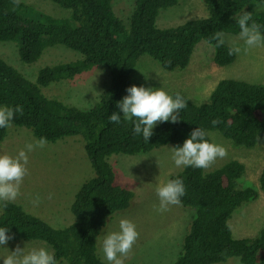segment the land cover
I'll list each match as a JSON object with an SVG mask.
<instances>
[{"label":"trees","instance_id":"1","mask_svg":"<svg viewBox=\"0 0 264 264\" xmlns=\"http://www.w3.org/2000/svg\"><path fill=\"white\" fill-rule=\"evenodd\" d=\"M65 10L54 16L46 9L36 10L21 4L13 11L12 0H0V42L19 45V59L24 64L37 63L50 47H65L78 57L72 61L45 63L36 71L35 80L9 65L0 57V106H23L13 126L30 130L36 139L48 143L76 138L84 147L95 176L84 183L71 206L74 222L61 229L26 212L22 205L1 202L0 227L14 236L12 243L43 241L53 251L58 264H106L100 255L105 232L115 231L110 220L130 208L134 193L117 184L109 162L111 156L146 155L161 147L182 146L196 128L218 131L235 147L254 148L264 142V85L244 80L223 79L209 98L196 103L181 91L188 105L180 119L158 123L146 142L136 135L131 122L110 121L113 113L132 86V75L139 60L149 55L163 70L174 72L188 67L195 47L205 41L214 50L218 67L233 64L226 43L215 47L210 38L216 31L239 35L236 15L251 13L264 25V0H201L207 9L204 18L189 19L176 27L160 29L157 18L162 10L183 4L184 0H132L129 16L115 11L116 0H42ZM264 32V29H262ZM94 68H104L112 75V84L102 92L91 109L81 110L43 92L51 83L72 81ZM43 90V92H42ZM219 124L213 125L212 121ZM7 129H0V145ZM245 167L232 160L207 172L184 167L170 180L182 179L186 195L182 207L195 211L190 230L173 264H217L239 258L242 264H264V227L254 238L236 240L229 221L235 211L258 196L252 187L241 188ZM264 192V168L260 176Z\"/></svg>","mask_w":264,"mask_h":264},{"label":"rangeland","instance_id":"2","mask_svg":"<svg viewBox=\"0 0 264 264\" xmlns=\"http://www.w3.org/2000/svg\"><path fill=\"white\" fill-rule=\"evenodd\" d=\"M22 1V0H21ZM26 5L46 9L54 16L66 15V11L49 1L23 0ZM132 0H116L115 11L126 19L129 16ZM207 9L201 0H184L183 4L162 10L157 19V27L166 29L176 27L189 19L204 18ZM126 17V18H125ZM178 24V25H175ZM226 44L237 43L243 46L239 36L225 35ZM19 45L14 42L0 43V57L25 73L30 80H35L36 71L45 63L75 60L78 53L62 46L50 47L41 59L34 64H24L18 55ZM214 48L206 42L197 45L191 62L184 70L167 72L149 55L143 56L133 78V85L146 88H163L169 95L181 91L196 103L206 101L217 83L223 79L244 80L264 85V47L251 50L247 55H237L235 62L226 67L215 65ZM112 84L111 73L104 68L91 69L74 80L51 83L42 92L51 99L81 110L91 109L99 100L102 92ZM173 92V93H172ZM128 93L125 94V96ZM124 96V97H125ZM123 114V112H122ZM212 143L224 146L228 155L217 159L208 170L222 167L230 160L241 161L245 165L246 175L241 185L252 183L259 190V177L264 165V142L255 149H240L223 138L218 131L210 133ZM36 140L33 133L26 128L14 127L7 130L6 137L0 145V154L15 157L29 143ZM170 146L161 147L146 155L111 156L109 162L115 173L117 184L134 193L129 209L116 214L109 222L119 231L121 219L132 221L139 232V239L132 248L124 264H173L180 253L184 236L190 230L193 212L180 205H170L165 212H159V198L156 188L166 184L170 177L180 172L172 160ZM29 156V175L21 187V195L14 202L22 205L24 210L34 215L53 228L61 229L74 222L71 206L75 196L84 183L95 176L84 147L76 138L61 139L56 143H47L44 148H36ZM51 194V199L49 195ZM39 195L41 202L34 206L32 201ZM1 202V201H0ZM234 214L230 225L233 236L253 237L264 227V193H259L256 200L242 205ZM194 210V209H193ZM104 239V238H103ZM101 241L98 242H102ZM27 250L44 247L52 252L51 247L43 241L12 243L0 248V258L15 251L16 247ZM103 261L109 263L103 251L98 252ZM3 264V259H0ZM66 264V263H61ZM217 264H242L239 258H230Z\"/></svg>","mask_w":264,"mask_h":264},{"label":"clouds","instance_id":"3","mask_svg":"<svg viewBox=\"0 0 264 264\" xmlns=\"http://www.w3.org/2000/svg\"><path fill=\"white\" fill-rule=\"evenodd\" d=\"M12 3L13 11H15L16 8L20 6L21 0H12ZM252 16L253 15L248 12H243L242 14L236 15V23L240 29L239 35L237 36H239V40L243 41V46L237 43H233L228 48L229 56L241 54L247 55L251 50L255 48L264 47V32H262V29H264V25L255 22L252 19ZM211 41H215L214 46L217 48L224 46L226 43L224 31L214 32V34L210 38V42ZM139 66L140 64H137L135 70L133 71L132 86L129 87L126 92L128 94L126 96L124 95L125 97H123V99L117 103V107L121 112H123V118H121L119 113H113L110 115L109 119L111 122L116 124L121 123L122 119L124 121L133 123L134 133L136 135L142 134L143 139L148 142L149 139L153 136V129L157 126L158 123L170 121L171 123L175 124L179 121L180 111L187 107L188 101L179 93H176L175 97L169 95L162 87L153 89L146 88L144 86L138 87L133 85L134 74ZM23 112L24 109L21 105H17L15 107L0 106V129L9 128L10 130L14 128L15 126H13L12 122L15 120L17 113L23 115ZM212 124L215 126L219 124V121L213 120ZM207 136L208 132L203 128H196L191 132L190 138L186 139L182 146L178 145L171 148L172 160L174 161L175 166L177 168L194 167L204 169L208 172L207 169L211 168L216 163L217 159L226 158L228 155L227 149L222 145L212 143V140L211 142H209V140L206 138ZM47 143V137H41L34 143L27 144L25 146V149L20 150L18 155H16L15 157L8 154H0L1 202L3 201L14 203L21 195V187L23 185L24 179L29 175V169L27 167L29 163L28 153L33 152L36 148H44ZM259 144L252 149H255L257 146H259ZM238 148L244 149V147ZM245 149L248 150V148ZM229 162H232V160H230ZM240 163L242 162L240 161ZM226 164L227 163H224L223 166H225ZM245 175L246 171L244 176ZM240 187H252L256 190L258 196L259 193H264L260 188V177L259 190L252 183H250V186H246L245 184V187H243L242 185H240ZM156 193L159 198V207L157 210L159 212H165L169 209L170 205H180L182 203L181 198L186 195V187L182 179H169L166 184H162L156 188ZM48 198H52L51 194ZM253 201L254 200L248 201L245 204L251 203ZM40 202L41 198L39 197V195H37L36 198L32 201L34 206H38ZM242 207L243 206H241L240 208ZM183 208L187 209L188 207ZM189 210L193 212V219L195 211L193 209ZM231 220L229 221L231 236L236 240L254 238L260 232L259 231L258 234L253 237H248L247 235H245L240 238H236L232 233V226L230 225ZM8 232V228L0 227V246L6 245L10 240L14 239V236L8 235ZM104 235L105 237L102 241V251L104 257L109 263L105 261L104 262L106 264H124V259L127 258L132 251V248L139 239L140 234L137 231L136 225L132 221L128 219H121L119 222V231L112 233L105 232ZM101 240L102 239H99L98 241ZM0 259H3V264H58L53 251L50 252L44 247L32 248L31 250H27V247L22 249L20 246H17L15 251L10 252V254Z\"/></svg>","mask_w":264,"mask_h":264}]
</instances>
